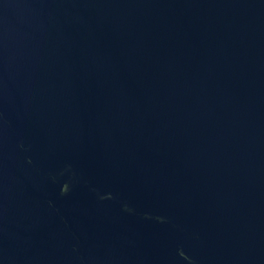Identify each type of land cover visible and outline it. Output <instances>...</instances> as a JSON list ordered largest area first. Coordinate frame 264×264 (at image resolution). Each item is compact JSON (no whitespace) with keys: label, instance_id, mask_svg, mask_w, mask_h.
<instances>
[{"label":"water","instance_id":"water-1","mask_svg":"<svg viewBox=\"0 0 264 264\" xmlns=\"http://www.w3.org/2000/svg\"><path fill=\"white\" fill-rule=\"evenodd\" d=\"M0 264H264V0H0Z\"/></svg>","mask_w":264,"mask_h":264}]
</instances>
